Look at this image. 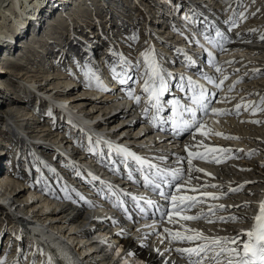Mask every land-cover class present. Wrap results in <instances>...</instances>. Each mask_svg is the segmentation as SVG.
<instances>
[{"label":"bare ground","instance_id":"1","mask_svg":"<svg viewBox=\"0 0 264 264\" xmlns=\"http://www.w3.org/2000/svg\"><path fill=\"white\" fill-rule=\"evenodd\" d=\"M94 1H96V4H97L96 6L97 8L95 7V9L98 12V14L100 13L101 5H104L106 3H109L111 7L113 5L115 6L120 5L119 3L116 2V0L115 1L114 0H90L91 4L92 2L94 3ZM153 1H154L152 3L153 11H151L152 14L155 13L156 6L157 7L163 6L159 4L163 3L164 0H153ZM194 1L195 0L188 1L190 6H187V7L184 6L182 10L185 9V7L188 10L190 8H193V6L195 7L197 11L202 10V9L206 10V8L209 7L214 11L216 9V12H212V11L210 12L211 15L215 18L218 16L217 13H219L217 12L218 7H221V9H223L224 8L223 6L225 5L226 7L228 6L233 7L234 5L237 4V3L235 4L234 1L232 0H226L223 2L222 0H216V3H213V4L211 3L206 4L205 1H204L205 4L202 1H197V2H194ZM46 2H47L46 0H0V41L3 40L2 42H4V43L0 42V64H4L0 66V70L3 71V69H6L7 71L13 73V69L10 67V63L12 60L19 61L18 59H20L16 57L17 55L16 53L19 50L18 51L16 50L13 53L11 51H7L8 44H6L5 41H9L8 38L12 36L10 35L8 31L10 28H16V27L21 26V28L18 31L21 33H23L24 31L26 32V30H22V29L24 26H26L25 25L26 22L27 21L29 22L27 17H31L33 18V20L35 19V21L39 23L38 25L40 27V30L38 29L39 31H41V29L43 28V30L39 32L38 34H36L37 31L35 32V30H31L32 31L31 33L30 31H27V34L31 35L30 39L29 40L26 39V42L23 43L22 41H25V40L24 38L21 37V39L19 40L20 44L18 43V45H21L23 47L27 46L28 48L30 46V49L26 50L27 55L25 57L26 59L23 60V63H28L29 62L28 58H31L30 59L32 61V63L30 62L31 69L33 73L35 72L34 74L33 73L30 74V71H24L25 69H22L20 71L18 70L19 73L14 72V74H17L20 76L19 78H17L18 80H14L15 85H13L12 87L19 88L21 96H19L16 93V94H13L12 96L3 97L2 94H0V98L3 97L2 100L5 99V103H4L5 105L3 104L0 106L2 107L0 109V121L3 122V126L6 127L8 130L7 132L4 131L5 132L4 134H7V136H10V134L12 135L11 136V139H13L12 148H14L11 151H5V152H9V154L11 153L12 155L15 149H17L18 144H20L23 147L24 146L25 147H32V146L36 147L35 141L39 140L38 142L39 146H37L36 149H34L35 151L30 150V152L34 151L30 156L31 165L33 169V177L31 178V181L32 183L34 181L33 183L34 187L30 189V192H34L33 200H30L28 202V199H31L29 197L22 199L21 196L24 195L25 189L23 190V187L22 189H20L19 187H21V185H16L17 178L13 177L12 175H9L7 171L2 172L1 170L2 167H0V210L4 215H8V216H5V219H7V222L10 225L9 226L7 225L6 229L11 230V232H13V234H10V233L9 234L15 236L13 239L18 246L17 249H14V257L11 258L12 256H10L9 258L11 259H8V260H12V264H17V262H20L22 260V259H19V253L24 249L22 246V243L23 241H27L26 240L27 235L31 231H36L40 235L45 236L44 240H49V239L54 240L55 244H57L58 246L62 245V243H59V241L61 242L60 239L62 238V236L64 237V235L67 236L68 240H72V243H74V240L76 241L79 240L80 242H82V247L84 246L83 251L81 252V255H84L85 253H89L95 250L93 251V254L86 256L82 261L78 260L75 254L71 253L70 256H67V253L65 251H62L61 253H59L58 262L56 264H64V262L61 261L60 257H64L69 264H73V263L74 264L75 263H78V264H115V261H113V258H112V251H113L112 249L105 251L104 249L106 248L104 247V249H100L99 251H96L97 242L94 240L93 235H97L99 237H103V235L106 236L107 234L106 232H104V228L106 227L115 228V229L120 228L122 231L127 230L129 232L128 234H132V235H136L138 231L130 230V227L127 225V223L121 222V223L116 224L114 222H109L108 218L96 221L95 220L96 218L108 212L106 210L107 208L110 207L108 203L101 201V199H99L98 197H93V198L91 197L95 206L89 207L85 203H83V201L76 194L77 189H74V188L71 189L68 186V181L72 179L75 174L80 175L82 172L78 164V160L81 161L79 159L80 152L78 151V148L76 147L73 141L59 137V133L61 134L64 133V132H60V127L63 126V123L62 121L60 122L59 119L54 117L56 113L52 110L51 108L52 106L49 105V107H47L48 112H45L42 110V107L39 106V103H40L39 101L45 102V100L42 98L44 96H49L52 100L59 101V102H54V103H56L59 108L65 111L68 114V117H78L79 120H81L82 127L87 129L88 131H91V129L94 128L95 121H97L98 123L99 122L102 123L103 124L102 125L103 126L102 135H99V136L95 135L99 141L95 140L94 143L100 142V141H104V142L108 141V144L111 145L114 143V138L120 137L121 141L131 142V147H135L134 144L138 143L141 140H145L148 137V135L145 133H140V134L138 133L140 131L135 127V124H132V119L134 118V116H130L131 115L130 111L128 112L125 111L126 109L130 108L131 102L121 100L119 97V95H121L120 93H118V95L112 96L109 93L105 92V90L107 91L109 90L108 86L114 89L116 87H120V85L124 83V80H123V76L122 77H119V76L110 77L109 74L106 75L105 74L106 68L103 67V64L98 63L100 74H97L96 72H94V75H96L95 84L97 87H90V88L87 87V89L84 87L82 91H80L79 93L77 92L73 93L74 92L73 87L71 88L65 87V89L60 88L62 85L67 86L69 84L80 87L79 89H81V87L83 86L82 84H80L81 82H79V80L74 79V78L73 79L69 78L68 75H66L67 76L66 77L64 75L65 74L64 71L60 69V67L58 66L60 63H58L57 61L55 63L56 66L51 67L52 64L50 62V55L51 56L54 55L53 57H56V55L61 56V53L59 54V51L52 50L54 51L53 53L51 49L49 48L50 46L46 45V43L49 44L50 42V40H48V37H50L48 33L49 30L48 32L46 30L48 28H53L54 26H57V24L60 23V20L54 19V17L56 16L55 9L51 11L48 7V4H46ZM64 2H66L67 5ZM44 3L46 6L41 10V7L43 6ZM56 4H58L60 8L62 7L61 10L63 12H66L65 11L66 7H68V11L65 13L66 14L65 17L69 15L74 19L73 20L74 22H77L78 20H81V19H85L86 21H88V23H90L89 22L90 16L87 15L90 13L86 12L87 10L86 11L83 10L84 7L82 6L81 1L79 0H72V1L71 0H56ZM147 6L150 10V6L149 5ZM38 7H40V11L39 9H37ZM98 7H99V10H98ZM106 10H109V7H107ZM58 11L56 12L57 14H58ZM159 11L160 10H158V12ZM172 11H175L174 7H172L171 10L168 9L166 14L159 13V14H156L155 16L156 22H159L158 19H162L161 23L162 25H165L164 30L166 29V25L171 21V18L169 16H172V13H171ZM41 12H44V13H41ZM228 13L230 14L232 12H230V10L227 9V17H230ZM149 17H151V14L149 15ZM235 18H236V15H235ZM230 19H231V23L228 22L229 24L226 22L225 23L222 22V19H220L221 23H219L220 26L224 29L225 31L224 33H226V35L224 33L221 34L222 41H223L221 46H222L223 52H226L228 50L231 51L232 49L234 50V47L238 48L240 46H244L243 48H253L250 51L254 52L255 49H258V46L260 44L264 43V40H262V35L264 31L260 30V28H257V29L252 28L250 30L254 34L253 36L256 37L255 43L245 42L244 38L246 37V32L245 34L239 33V27L237 31L231 34L228 33V29H227L228 26H230L233 29H237V27L234 28L233 24H236V23L234 22L233 17H231ZM85 20H82V21L85 23ZM54 22H55V25L51 26ZM70 24L72 25L74 23L70 22ZM185 24H186L187 29H189L192 32L195 31L193 26H189L187 25V23ZM224 24L226 25L225 27L222 26ZM152 31H150V35L153 34V36L155 37L156 32L155 31L152 32ZM182 31L187 34L185 30L182 29ZM73 32L75 33V35L83 37L81 36L82 35L81 33L79 32L76 33L75 30H73ZM167 32L166 30L164 31V33H166V35L169 36ZM86 35L89 38L94 37L92 34H86ZM243 35L245 36L242 37ZM88 37L87 38L83 37V38L89 41ZM80 40H78V42L82 44ZM112 40L113 41L110 40L111 41L110 44L113 45V48H111L112 46L110 45L109 50L117 52L116 40L115 39H112ZM152 40H156V39L151 38V41ZM203 41L206 42V39H204ZM66 42H67V39L63 37V39L60 40V45H61L60 47L64 48ZM95 42L93 45H95ZM102 44H104L103 46L104 50H102L101 48L102 50L101 54L105 55V53H107L108 51L106 49L108 45H106L105 42H103ZM3 45L6 46L7 49H5ZM41 45H44V46L42 47ZM141 45L142 44H140L138 47H140ZM153 45L155 44L153 43ZM15 46H17V43L15 44ZM43 48L49 54H46ZM84 48L89 50V46L88 48L84 46ZM168 48L170 49L169 53L173 54V51H171V47L168 46ZM195 48L198 49V47H195ZM36 51L37 53L39 52L38 53L39 57H37L36 55L37 53L36 54L34 53ZM60 51H62V48H60ZM164 51H166V47ZM153 52L154 50L152 49L151 54H153ZM42 53H45L47 59L43 60L41 56ZM2 55H4L3 59H2ZM83 57L84 56H82V58ZM107 58L109 59L110 56L108 55L107 57L106 56L103 57L104 61H106ZM234 59L238 60L239 56L237 58L235 57L226 58L223 62H220L219 64H217V66L230 63V62L233 63L232 61ZM122 63L124 67L118 68V70L120 71L119 73L123 72L124 74H126L127 71L126 69H124V68H127L126 63L124 60L122 61ZM254 68H258V67H254ZM177 69H183V66L180 65L179 68ZM253 74L255 75V73ZM24 75H26L25 78L23 77ZM35 76H39V77H35ZM1 77L2 76H0V86H5L6 88H10L11 86L10 81L8 79L7 81L6 79H4L5 82L4 81L2 82ZM41 80H44V83H41L40 82ZM6 82L8 84H6ZM92 89H97L99 93L96 95V93L92 92ZM33 92H35L36 94H33ZM32 94L34 98H29L28 96H31ZM22 96L26 98H23ZM29 99H31L30 103H32V106L34 109H32V107H28L27 101H29ZM167 99L169 103V108H171L170 100L169 98ZM170 99L173 100L174 102H177L179 110L181 113H183V115L188 116L189 107L187 106V100L185 99V95L183 92H177L176 96L170 97ZM2 100L0 101L1 103H2ZM66 103H69L72 106L80 104L82 108L81 111H84L87 114L81 115V116L80 114L77 115L76 112L74 113V111L71 110V108H69L70 106H67ZM254 103L256 104V102ZM190 104L192 106V103ZM217 105L219 107H222L223 104L221 103V105L220 104H217ZM220 110L221 108H219L218 111L213 114H211V112H208L207 118L204 120V123L207 124V128H210L212 125H214L217 128L219 127L216 123L217 120H215V118L219 115L218 112ZM223 110L226 111V108ZM121 114H124V115H121ZM59 115H60V112H59ZM250 115L253 116L252 119H250L251 123L258 124V122L259 123L263 122L262 124H264V119L262 120V119L256 118L258 115L257 113H252ZM115 117L116 119L115 121H113ZM46 119L50 120L51 124H54L56 122L55 123L56 127L52 128V126L50 125L48 121H46ZM43 121H46V122L43 123ZM111 121H113V123ZM109 123H111V125H113L114 127H117L116 125H119L118 129L111 130L110 127H108L107 125ZM251 123L248 126L250 131H245L246 133H249V136L246 135V133H244L249 145L250 146L253 145V147H251L252 149L250 148L251 151H248V154L250 155L255 152H258L257 154H259L260 156L261 154L260 151L262 150H258L257 145H259L260 143L264 145V138H263L264 131L260 132V129H262L263 127L258 126L259 128L252 130L251 127L253 126V128H256V126ZM204 126L206 125L201 124L199 128L200 129L203 128V131H205L206 129H204ZM211 130L214 131L213 129ZM188 139H190V137ZM198 139H203L204 145H201V146L192 145L191 151L188 154L179 155V158H183L185 155L188 156V161L190 160L192 161V163L188 164V162H184V163L182 162L180 165H183V166L189 165L190 168H193V169H196V167H199V168H210V169L218 170L216 167H219L218 166L219 164H224L226 162L227 165L223 167L221 166V168L218 170L219 174L222 176H226V179H229V180L232 179L231 176L235 178L236 181H234L233 184L236 185V187L233 191L228 192L226 194L223 202H232L233 200L235 206L227 210H225L226 208H220V210L216 208L217 210L215 209L213 213L208 214L202 219L195 220L193 223L195 225L196 224L200 225V227L204 229L203 233H206L208 236H212V235H217V233L222 232V231H218V230H221L220 226H222V224L224 226L228 224L232 228L234 226L243 224L245 222L251 223L252 219L249 217L254 213L256 214L261 213L264 215V167L261 165V163L256 164L258 161L257 162L250 161V163L253 165H248V168L246 170H243L244 168L241 167L243 161L239 163L236 157L240 150H237L236 148L234 150L229 149L226 151V154L233 155V159H229L228 161L220 160L217 162L212 161V160L206 161L205 151L207 147L209 146V144H213V142L215 141H212L210 136L206 134H199ZM236 139L237 138H235V140ZM62 144H66L67 147L64 148ZM158 146H160L161 148H165L167 145L165 143H160L158 144ZM48 153H51V154H48ZM59 153H62L66 157L65 158L66 164H59L57 162L56 158H58V160H60L61 158L64 159V157H61L60 155H58ZM50 155L52 156L50 157ZM46 157H49L48 158L49 160ZM235 161H237L236 163H239V166H236L235 168V165H234L233 167H231L229 174H225L223 172L224 168L230 167V165H233ZM54 162L58 163L57 167ZM230 162H233V163L229 164ZM244 162L245 164H248L246 160H244ZM4 173L6 174L4 175ZM54 173H58L63 176L62 185L59 187H57L56 185H52L49 188H43V185L46 182V180ZM194 182L196 183V181ZM36 184L37 186L35 187ZM78 185L79 183H77V186ZM37 187H39V189ZM255 187L256 189L258 188L257 192L254 190ZM3 188L5 189L4 192H2ZM83 188H86V186H84ZM44 190H46L49 193L48 194L43 193ZM85 196L87 198H90L88 194H85ZM20 197L22 200L24 201L26 200V202H28L27 203L28 206L24 208L19 207L21 206V205H18L20 204L18 203L20 201L18 200V198ZM194 203H196L195 204L196 206H199V207L202 206V203L199 201H196ZM213 203H216V202H213ZM187 205H189V203H186L183 201L181 202V207H185ZM187 211H189V208ZM19 212L23 214V217L21 215L20 216L22 217V220L25 221L24 223H26V226L20 224V222H18V219H21V218H18L19 215L14 214V213H19ZM94 212L96 213V215H94ZM236 212H240L241 214L234 215L235 217H227V218H224L221 216L222 214H228V213L232 214ZM179 213H184V212L180 211ZM111 215H113V213L110 214L109 216ZM176 218H179V217H176ZM199 220L201 222H199ZM163 224L165 226L162 229L165 230V233L172 229L168 226L169 224H165L164 221H163ZM183 224L186 225V223H183ZM0 226L1 227L4 226L3 223H0ZM91 229H94V230H91ZM75 230H80L81 232H76ZM1 233H3V231L0 232V234ZM155 234L156 233L146 235L144 233H140L136 239H132L131 236L129 238L126 235V233H123L122 235H120V237L122 239V242H124L126 245H129V246L136 245L140 251L139 252L140 257L146 260L148 264H192L191 257H190L191 255L187 252L180 251L179 249H177L176 242H172L171 240H168L162 245H159L158 242H156L157 236H155ZM16 237L21 238L22 241H20ZM237 238H239V235L235 236L234 241ZM208 240H211V238H209ZM223 241L224 243H229V244L233 243L232 241H226L225 238ZM169 243H171V246L168 247ZM233 244H236L234 246V250H236L239 245L236 243V241ZM103 246L105 245L103 244ZM5 249L6 247H4V250ZM108 252H111V253L109 254ZM209 252H210L209 249H204L202 256L197 258L196 262L198 263L200 261H203L204 263H206L208 261H211L212 263H214L217 261H222L221 259H217L220 256H216V259H212L211 255H209L210 254ZM223 252L225 253V250ZM205 253H208V255H205ZM26 255L27 253H24V256ZM226 258L227 257L225 256L223 257V259H226ZM29 260L30 258L26 256V262L22 264H28V262H30ZM4 262H5L4 260L2 259L0 260V264H4ZM118 262H121L122 264H141L138 261H133L132 259H129V258L121 259ZM33 264H37V263H33Z\"/></svg>","mask_w":264,"mask_h":264},{"label":"rangeland","instance_id":"2","mask_svg":"<svg viewBox=\"0 0 264 264\" xmlns=\"http://www.w3.org/2000/svg\"><path fill=\"white\" fill-rule=\"evenodd\" d=\"M46 1H47L46 4H48L49 9L51 11L53 9H55L56 16H60V19H59L60 20V23H58L57 26H54L55 25V22L51 25V26H54V27H57V28H53L54 31H52L51 33L49 32L50 37H48V40H50V42H49V44L46 43L47 46H50L49 48L51 49V51L52 50H57V51H59V54L61 53V56H60L59 60L57 59V57L59 55H56V57H53L54 55H52V56L50 55V62L52 64L51 67L56 66L55 63L57 61L58 63H60L58 66L60 67V69H62L64 71V73H65L64 75L65 76L68 75V72H67L68 71V68H71L72 71H73V73L70 74V75H68V76H70L69 78L72 77L74 79H77V78H80L81 77L85 83H87V84H91L92 83V73H91L92 72V67H91V65L87 61H85V58L84 57L82 58L83 55H81V56L80 55H77L76 56L77 57V59H76L77 62H75L73 60L72 56H71V54H76L77 52L79 53V51L75 47L76 45L73 44V40L74 39L69 37L72 34H73L72 35L73 37L75 36L74 37L75 39L80 37V36L75 35V33L73 32V30L75 29L74 28V25L75 24L77 26H79V27H77V29H80L79 31H75L76 33L79 32V33L82 34L81 36L86 37V38L88 37L86 34H92L94 36V37H91V38L88 37V39H89V41L91 43L89 41H87L85 38H83L86 43H82V45L84 44L87 48H88V46H89V48L91 46H93L94 42L96 41L95 44H97V47L99 46L103 50V46H104V44H102L103 42H105L106 45H107V43H111V41H113L112 39H115L116 40V43H118L120 45V47H122V48L124 47L128 51V53L130 55H132V57L134 59L135 58H141L146 53V49H147L146 38H147V35L145 34L144 29H143V23L144 22H143L142 19H145V21H146V18H145L146 14H145V12L147 13L148 16L150 14L153 15L151 13V11H153V9H152L153 8L152 7V3L154 2L153 0H144V1H142V0H126V1L125 0L124 1L123 0H116V2L119 3L120 5H118V6L113 5L112 7H111V5H109V3H106L104 5H101V7H100V13L99 14H98V12L95 9V7L97 6L96 1H94V3L92 2V4H91L90 0H79V1H81L82 6L84 7L83 10H85V11L87 10L86 12L90 13V14H87L88 16H90V20H89L90 23H88V21H86L85 19L78 20L79 22L78 21L77 22H74L73 21L74 19L71 16L67 15V17H65L66 16L65 13L68 11V7H66V10H65L66 12H63L61 10L62 7L60 8V6L58 4H56V0H52V1L51 0H46ZM187 1H191V0H187ZM197 1H202V2L205 1L206 4L216 3V0H195L194 2H197ZM205 2H204V4H205ZM64 3L67 5L66 2H64ZM263 3H264V0H243V2L241 4H240V1H239L233 7L228 6L226 8L221 9L222 16L221 15L220 16L221 17H224V18H221L222 19V22H224V23L225 22L226 23H228V22L231 23V19L230 18L233 17L234 22L236 23V25L234 26V28L237 27V29H233V28H231L230 26L227 25L228 26L227 27L228 33L231 34V33L235 32V31H237L238 30V27H239V33H244L245 34V32H246V37L244 38L245 39L244 41L245 42H248V43H255L256 42V37L253 36L254 34L250 30L252 28L253 29L260 28V30H263L264 31V25H263L264 24V4ZM147 5L150 6V10H149V8H148ZM45 6L46 5L44 3L43 6L41 7V10ZM107 7H109V10H106ZM214 7H216V6H214ZM71 8H72V6H71ZM37 9H39V11H40V7H38ZM227 9L230 10V12H232L230 14L228 13L229 16H230L229 18L227 17ZM98 10H99V7H98ZM57 11H58V14L56 13ZM210 11L216 12V9H215V11L212 10V9H210ZM217 12H219V11H217ZM41 13H44V12H41ZM131 13H132V15L135 16V19L134 20H132L131 17H130ZM235 15H236V18H235ZM87 18H89V17H87ZM27 19L29 20L30 23L27 21L26 24H25L26 26H24V27L22 26L23 27L22 30H26V32L24 31L23 33H21V32L18 31L21 28V26L20 27H16V28H10L8 31H9L10 35H12V36H10L8 38L9 41H5L6 44H8L7 45L8 49H7L6 46L3 45L4 48L7 49V51H11V49L13 50L14 48H15L14 52L16 50L17 51L19 50L16 53L17 54L16 57L20 58V59H18L20 61V63L17 60H15V61L14 60H12V61L10 60L11 61L10 67L13 69V73L10 72L11 74H4L3 71L0 70V76H2L1 77L2 78L1 79L2 82L3 81L5 82L4 79H6V81L8 79L10 81V83H11V86L8 85V86H10L11 89L10 88H6L5 86H0V94H2L3 97L4 96H12L13 94H16V93L19 95V93H18V89L19 88L12 87V86L15 85L14 84V82H15L14 80H18L17 78H19L20 75L14 74V72L19 73L20 70L25 69L24 71H30V74L33 73L32 72V69H31V63H32V61L30 60L31 58H28V60H29L28 63H23V60L26 59L25 57L27 55L26 54L27 53L26 50L27 49H30V46L28 48H27V46H24V47L23 46H20V47L19 46L18 47L15 46L16 43L18 45L19 40L21 39V37L24 38V40H25V41H22L23 43L26 42V39H28V40L30 39L31 35L27 34V31H30V33H31L32 32L31 30H35V32L37 31L36 34H38L39 32H41L43 30V28H42L41 31H39L40 30V27L38 26L39 23H37L35 21V19L33 20V18H31V17H27ZM51 19H53V18H51ZM153 19H155V16L153 17ZM82 20H85V23ZM158 20H160V19H158ZM70 21L72 23H74V24L71 25L70 24ZM118 22L121 23V27L115 26V25H119ZM67 24H68V27L66 28V25ZM222 26L225 27L226 25L224 24ZM33 27H34V29H33ZM103 28H104V30H105V28L107 30L106 31H102L100 33L99 30L100 29L103 30ZM158 28L159 27H158V24H157L156 30ZM27 29H29V30H27ZM49 29L50 28H48L46 31L48 32ZM50 30H52V29H50ZM10 31H12V33L13 32L14 33H17V36L14 38L15 35L14 34H11ZM68 31H69V33H68ZM111 31H112V34H114L113 37L110 36L111 35L110 34ZM164 34H166V33H164ZM224 34L226 35V33H224ZM244 36L245 35H243L242 37H244ZM63 37L67 39V42H66L64 48L63 47H60L61 46L60 45V40L63 39ZM152 37H154L153 34H152ZM227 37H228V35H227ZM13 40L15 41V43L12 42ZM262 40H264V33L262 35ZM2 41H0V42L1 43H4ZM80 41L82 42V40H80ZM108 41H110V42H108ZM252 41H254V42H252ZM22 42H21V44H22ZM140 44H142V45L140 47H138ZM231 44H229V45H231ZM41 46L43 47L44 45H41ZM66 46H67V48H66ZM109 46L110 45H108V47L106 48L107 50L110 48ZM240 47H238V48L237 47H234V50L232 49L233 51L232 50L231 51L228 50L230 52V54H234V55H238L239 54L240 55L239 56V59L237 60V62L234 63V64H231V67L237 68V69L239 68V70H237L239 73L237 75H236V73L230 75L229 74L230 72H227V71H225V69H222L223 71L222 70L221 71L224 72L223 74L230 75L228 77V79H227L229 82L225 83L226 80L223 79L222 73L220 74V72H217L219 74V76H220L219 77V84H220V89L219 90H221V99H220V101H217L216 104H220L221 105V103H222L223 105H222V108H221V112L222 113H219L218 112L219 115L216 117L217 119L215 118V120H217L216 123L219 126L218 129H220L222 131H223V129H225V130H228V133L229 134H234V135L239 134V135L242 136L241 138L236 137V138H238V140L237 139L236 140H233V143L234 144H239L240 147H242V148H249V147L251 148V147H253V145L252 146L249 145V143L247 141V138H246V136H245L244 133H246L245 131H250V129L248 128V126L251 123L250 122V119H252L253 116L250 115L249 110L252 108V106L255 105V107H256V108L253 109V111H258V108L260 107L259 112H257L258 115H257L256 118L262 119V120L264 119V118H262V117H264V108H263L264 107V103L262 105V101L264 100V98H263L264 97V43L263 44H260L258 46V49H255L254 52H251L250 51L253 48H243L244 46H240ZM60 48H62V51H60ZM158 48H160V46H158ZM164 49H165V47L162 48V49H160V50H164ZM189 49L191 50V54L193 56H195L194 53H195V51H196L197 48H195L194 46H192V47L190 46ZM43 50L46 52V50L44 48H43ZM228 51H226V52H228ZM49 52H50V50H49ZM52 52L54 53V51H52ZM168 52H169V50H168ZM226 52H225V54H222L221 55V58H225L226 59L228 57V55H229L228 53L229 52L228 53H226ZM34 53L36 54L37 51L34 52ZM38 53L36 54L37 57H39V54ZM253 53H254V55H253ZM46 54H49V53L46 52ZM153 54H154V52H153ZM41 56H42L43 60L47 59L45 53H42ZM237 57L238 56H235V58H237ZM48 61H49V59H48ZM2 65H4V64H0V66H2ZM254 67H258V68H254ZM34 68H36V67H34ZM75 68H76V70H75ZM77 68L81 69V71L79 72V70ZM54 69H55V67H54ZM65 69H67V70L65 71ZM33 71H35V70H33ZM253 73H255V75ZM25 76L26 75H24L23 77L25 78ZM35 77H39V76H35ZM232 77H235V79H233ZM40 79H41V77H40ZM233 80H236V81H233ZM40 82L41 83H44V80H41ZM6 84H8V83L6 82ZM230 85L232 87V91L237 92L236 95L238 97L239 96H242L241 98H243V97H245V94L254 95V96H257V95L262 94V98L259 99V100H257V101H255L256 98L255 99H250V100H244L243 101L244 106H243V103H239V101L237 99L230 97L229 100H233V102H232L231 106L228 107V104L225 103V97L228 96L226 94L227 93L226 88L229 87ZM65 87H67V88L73 87L74 88L73 89L74 90L73 93H76V92L79 93L80 91H82V89H79L80 87L73 86L72 84H69L67 86H63L62 85L60 88L65 89ZM229 93H230V95H232L231 90H230ZM254 96H253V98H254ZM2 98H0V101L2 100ZM30 101H31V99H29L28 102H30ZM250 101H253V102L248 105V103ZM254 102H256V104ZM4 103H5V99L2 100V103L0 102V106L3 105ZM42 104H43V102H42ZM42 104H41V107H42V110H43L44 107H43ZM66 104H67V106H70L69 108H71V110H73L74 113L76 112L77 115L80 114V116H81V115L87 114L86 112L81 111L82 108H81V105L80 104L73 105V106L71 104H69V103H66ZM27 105L29 106V104H27ZM31 105H32V103H31ZM225 105L227 107L226 108V111L223 110V109H225V108H223ZM233 106L234 107L236 106V107L234 108ZM240 107H243V110H241ZM1 108L2 107H0V109ZM74 109H78V110H74ZM86 111H87V109H86ZM241 111H243L244 113L241 112ZM121 115H124V114H121ZM249 115H250V117H248ZM240 117L243 119V121H240L239 120ZM244 118H248L247 119L248 121L244 122L245 121ZM115 119H116V117L114 118L113 121H115ZM113 121H111V122L113 123ZM44 122H46V121H43V123ZM262 123H259V122H258V124L257 123H251V124H253V125L256 126V128H253V126H252L251 127L252 130L253 129H257L259 127H263L262 129H260V132L261 131H264V126H262L264 124H262ZM99 124L103 125L100 122H99ZM116 124H118V123H116ZM107 125H108V127H110L111 130H117L118 129V126H119V125H116L117 127H114L113 125H111V123H109ZM245 127H247V128H245ZM204 129H209V128H207V126H204ZM202 130H203V128H202ZM214 131L211 130V132L209 134L210 135L211 134H214ZM240 131H241V133H240ZM3 133H5V132L3 131ZM209 134H207V135L210 136ZM260 134H262V133H260ZM5 135H7V134H5ZM246 135L249 136V133H246ZM120 136H121V134H120ZM214 136L219 138V142L220 143L223 142L222 141V138H227V137L219 136V134L218 135H212V136H210L211 140L212 141L215 140L216 142H218V140ZM263 138H264V134H263ZM225 141H227V140H225ZM62 145H63L64 148L67 147L66 144H62ZM257 148H258V150H262L263 151L264 150V145H262L260 143L259 145H257ZM237 150H239V149H237ZM262 151H260L261 154L259 156V154H257L258 152H255L252 155L251 154L249 155L248 154V151L241 149L238 152L237 156H236L237 157V161L239 163H241L243 161L242 162V166H241V167L244 168L243 170H246L248 168V165H253V164L250 163V161H256V162L258 161L256 164H260L261 163V165L264 167V151L263 152ZM6 153H7L6 159H8V161H9V167H12V161H11L12 159L9 158V157H11V153L10 154H9V152H6ZM48 154H51V153H48ZM4 156H5V154L3 156H1V157H4ZM51 156L52 155H50V157ZM46 158L48 159L49 157H46ZM240 159H242V160L240 161ZM244 160H246V162H248V164H245ZM54 163H55V165L57 167L58 166V163L57 162H54ZM231 163H233V162H230L229 164H231ZM239 163H235L233 165H230V167H225L223 172L225 174H229V171L231 170V167H233L235 165V168H236V166H239ZM0 167H2L1 168L2 172H4V167H3L2 160H0ZM216 168L219 170L221 167H219V168L216 167ZM10 179H12V178H10ZM10 179H8V180H10ZM227 180H229V179H227ZM235 181H236V179H235ZM4 188H6V187H4ZM4 188H3V191L2 192H4V190H5ZM254 190L257 192L258 188L256 189V187H255ZM233 193H235V192H233ZM21 197H22V199L23 198L25 199L27 197V195L25 196V193H24V195L21 196ZM21 197L18 198V200L21 201L22 200ZM30 200H33V199L32 198L31 199H28V202ZM20 201L18 202V203H20L18 205H21L19 207L24 208V207L28 206V204H27L28 202H26V200L25 201L22 200L21 202ZM227 209H229V208H226L225 210H227ZM218 210H220V208H218ZM19 213L23 217V214L21 212H19ZM228 214H231V213H228ZM1 217H2V215L0 216V222L2 221V218ZM213 227H214V225H213ZM0 228H1V226H0ZM220 228L221 229L222 228L227 229V228H230V226L228 224H226V226L223 225V227L220 226ZM210 230H212V229H210ZM3 233H1V235ZM9 233L10 234H13V232H11V230H9ZM4 236L5 235H3L2 240L4 241V243H6L4 245V247H7V244H8L7 243L8 241H6L7 240V237L6 236L4 237ZM2 240L0 242V247L2 246ZM232 242L235 243V241H232ZM233 243L230 244L231 248H233L236 245V244H233ZM7 253L6 254L1 253V248H0V258L5 261L4 264H12V260H8V259H11V258H9L11 255H7ZM25 262H26V260L23 263H25Z\"/></svg>","mask_w":264,"mask_h":264}]
</instances>
